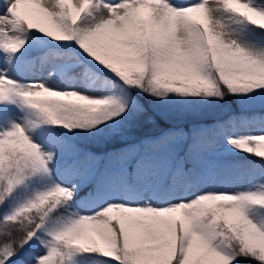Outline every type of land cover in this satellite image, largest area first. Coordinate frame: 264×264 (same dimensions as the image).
<instances>
[{
    "label": "snow or ice",
    "instance_id": "snow-or-ice-1",
    "mask_svg": "<svg viewBox=\"0 0 264 264\" xmlns=\"http://www.w3.org/2000/svg\"><path fill=\"white\" fill-rule=\"evenodd\" d=\"M0 264H264V0H0Z\"/></svg>",
    "mask_w": 264,
    "mask_h": 264
},
{
    "label": "rangeland",
    "instance_id": "rangeland-1",
    "mask_svg": "<svg viewBox=\"0 0 264 264\" xmlns=\"http://www.w3.org/2000/svg\"><path fill=\"white\" fill-rule=\"evenodd\" d=\"M178 2L195 3L196 0H185V1L178 0ZM157 110H158L157 114H158L160 120L166 122V124L170 125L171 128H183L185 131H188V129L191 127L192 123L195 122L197 119H199L201 122L214 121V120L219 119L221 117H224V116L228 115L230 112L236 111L238 109L236 107L226 108L223 106H218V107L210 109V110H204L199 117H194L193 115H190V114H182L173 108H163V109H160V110L157 109ZM204 123H206V122H204ZM257 132H254V133H257ZM147 136H150V135H147ZM94 150L100 151L98 149H94ZM251 155L252 154H250V156ZM252 156H254V155H252ZM245 184H246V182L239 183L238 185H235L230 189L224 188V189L219 190V191H236V190H239L240 188L244 187Z\"/></svg>",
    "mask_w": 264,
    "mask_h": 264
},
{
    "label": "trees",
    "instance_id": "trees-1",
    "mask_svg": "<svg viewBox=\"0 0 264 264\" xmlns=\"http://www.w3.org/2000/svg\"><path fill=\"white\" fill-rule=\"evenodd\" d=\"M185 1V0H183ZM223 107H226V108H233V107H236V105L232 102V101H229V104L228 105H223ZM159 110L160 109H163V108H158ZM204 111V110H203ZM158 110L157 109H154L151 113V120H144L142 126L137 130V132L135 133V136L136 137H145L147 135H155V134H158L159 132L163 131V130H167V129H170L171 126L170 125H167L166 122L160 120L159 116H158ZM233 114H238V110L236 111H233V112H230L228 115L224 116V117H221L219 118L220 120H227L229 118V116L233 115ZM206 123H211L213 121H204ZM259 130L258 127H253L251 129H238L239 132H244V131H251V132H257ZM99 150V149H98ZM236 158H239V159H247V160H253V161H259L261 158L260 157H256V156H250V154H240L238 157ZM239 183H235V184H232L230 186H215V190L219 191V190H222L224 188L226 189H230L232 188L233 186L235 185H238Z\"/></svg>",
    "mask_w": 264,
    "mask_h": 264
}]
</instances>
